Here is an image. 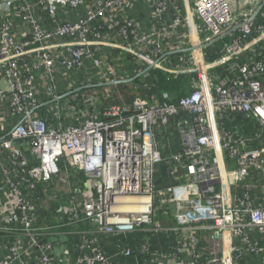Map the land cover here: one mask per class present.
<instances>
[{
    "label": "built area",
    "instance_id": "1",
    "mask_svg": "<svg viewBox=\"0 0 264 264\" xmlns=\"http://www.w3.org/2000/svg\"><path fill=\"white\" fill-rule=\"evenodd\" d=\"M0 264H264V0H0Z\"/></svg>",
    "mask_w": 264,
    "mask_h": 264
},
{
    "label": "trees",
    "instance_id": "2",
    "mask_svg": "<svg viewBox=\"0 0 264 264\" xmlns=\"http://www.w3.org/2000/svg\"><path fill=\"white\" fill-rule=\"evenodd\" d=\"M230 42L229 37H225L224 39L214 43L212 46L206 48L204 50L205 58L208 61H214L218 59L222 54V49L224 44H228ZM187 79L183 77L178 78H168L160 72H152L150 77L147 80V85L149 87V91L146 92L147 95H153L160 97L161 93L169 92L176 96V99H180L181 97L187 94L185 90L187 85ZM127 240V244L132 248L140 249L146 243V238L149 241V252L157 253L161 251H165L167 248L175 245V237L174 236H163L155 232H136ZM136 237L135 240H131L132 237Z\"/></svg>",
    "mask_w": 264,
    "mask_h": 264
},
{
    "label": "rangeland",
    "instance_id": "3",
    "mask_svg": "<svg viewBox=\"0 0 264 264\" xmlns=\"http://www.w3.org/2000/svg\"><path fill=\"white\" fill-rule=\"evenodd\" d=\"M119 86H121L120 87V91H119V95H122V98L125 100V101H127V102H131V97L127 94V88H125V87H122V86H125V85H123V84H121V85H119ZM187 91V90H186ZM112 100V99H111ZM115 102H117V101H115ZM109 104H112V101H110L109 102ZM131 104V103H130ZM129 104V105H130ZM160 217H161V214H159L158 215V217L155 219V222L156 221H158L159 222V220H160ZM77 230V229H76ZM79 230V229H78ZM77 230V231H78ZM80 230H83L82 228H80ZM131 240H135L136 241V237L134 236V237H132V239Z\"/></svg>",
    "mask_w": 264,
    "mask_h": 264
},
{
    "label": "crops",
    "instance_id": "4",
    "mask_svg": "<svg viewBox=\"0 0 264 264\" xmlns=\"http://www.w3.org/2000/svg\"><path fill=\"white\" fill-rule=\"evenodd\" d=\"M182 4L180 3V6ZM115 96V95H114ZM169 223V222H168ZM111 239V238H110ZM211 240V239H210ZM112 241V239H111ZM202 246L205 247V248H208V251L211 250V251H214V250H217L218 249V246L217 244H214L212 242H207V243H202Z\"/></svg>",
    "mask_w": 264,
    "mask_h": 264
},
{
    "label": "water",
    "instance_id": "5",
    "mask_svg": "<svg viewBox=\"0 0 264 264\" xmlns=\"http://www.w3.org/2000/svg\"><path fill=\"white\" fill-rule=\"evenodd\" d=\"M220 40V39H219Z\"/></svg>",
    "mask_w": 264,
    "mask_h": 264
}]
</instances>
